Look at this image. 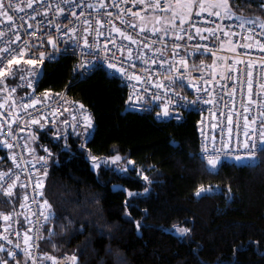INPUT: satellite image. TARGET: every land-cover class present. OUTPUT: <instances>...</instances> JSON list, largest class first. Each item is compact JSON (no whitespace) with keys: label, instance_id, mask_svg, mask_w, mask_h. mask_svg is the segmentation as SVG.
I'll return each mask as SVG.
<instances>
[{"label":"trees","instance_id":"1","mask_svg":"<svg viewBox=\"0 0 264 264\" xmlns=\"http://www.w3.org/2000/svg\"><path fill=\"white\" fill-rule=\"evenodd\" d=\"M235 3L244 14H261L253 0ZM74 61L70 54L46 61L39 90L66 89L93 111L96 126L87 137L83 129L79 138L69 135L71 148L64 150V129L53 136L58 122L42 129L30 125L37 133L34 147L41 154L43 145L52 155L43 177L42 197L52 205L46 212L61 213L59 222L47 220V227L60 233L53 237L59 247L41 244V251L76 252L81 264H117L118 256L124 257L122 264H264V163L222 160L218 168L208 167L198 152L197 112L186 111L180 120L166 122L150 112L127 110V93L117 79L98 68L74 80ZM23 92L17 91V100ZM116 154L122 160L109 162ZM92 156L97 157L95 168ZM129 159L135 160L133 167H125ZM0 163L4 169L13 166L5 146H0ZM201 184L213 189L197 195ZM22 202L20 185L10 198L0 194V216ZM66 220L72 223L61 232L59 224ZM81 225L83 231L73 232ZM178 225L191 229L190 235L180 239L173 232ZM0 259L13 262L4 252ZM17 259L23 264L22 256Z\"/></svg>","mask_w":264,"mask_h":264},{"label":"snow or ice","instance_id":"2","mask_svg":"<svg viewBox=\"0 0 264 264\" xmlns=\"http://www.w3.org/2000/svg\"><path fill=\"white\" fill-rule=\"evenodd\" d=\"M37 0H26V7L31 9L33 4L36 3ZM256 4V11L260 12V15H256L255 12H250L249 14H244L240 12L238 9L235 0H116L114 4L111 5L113 9H118L119 12L116 14V19L121 20L124 25L132 28L134 24H137L140 29L148 28L149 24L151 25V32L157 33L160 36L161 42L164 41V38L168 35H173L176 37L186 36L188 40L193 39L192 30L195 29V34L200 35L204 32L209 33L211 36H217L219 33L223 38L217 39L214 43L218 44L219 47L224 48L228 47L232 52L236 51V47L233 44V41L229 39L230 37L238 36L239 33L234 30V28H239L241 31L247 32V41L244 47L246 49H261L264 50V0H253ZM130 5H134L136 10H133V7ZM66 6V7H65ZM51 5L48 6L41 5V10L44 13L45 17L49 14V9ZM98 8V9H106L108 5L106 4V0H98V3L89 2L85 5V0H79L77 4L75 0H62V5H57L55 8V13L57 15L63 14L65 12H70L71 16H62V20H68L69 23L66 26L67 31L61 30V24L55 23V28L57 30V35L53 37L52 35H47V40L45 43L51 46L50 51H39L34 52L33 49L40 48L41 45V37L44 35L41 32V36H35L33 31L34 27L43 28L47 26L49 29L53 27L54 21L45 19L43 24L41 21L37 20L36 24L28 23L26 26L21 23L17 24L14 20L10 11L21 10V5L18 3H13V0H8V3H5V0H0V38L9 37V39L4 44V47L0 48V94L3 95V99L0 100V117H3V120H0V143H2L6 149L8 150V155L12 158L13 163L17 169L22 167L19 163V160L16 154L12 151V149L16 146L10 142L7 137H4L2 134V130L5 126H8L10 129L12 128L14 122L23 123L20 120V117L16 115V113L20 112L21 108L25 111L33 106L38 105L44 100H48L50 89H44L42 97H36L35 91L28 93L25 92L23 96L19 97V102H17L15 94L18 89L22 88L23 83L26 80L27 88H34V86H39L41 73L43 69L39 67L47 58L48 60H52L58 58V54H66L71 47L73 54L76 53V50H80L81 54V63L78 65L80 69L84 72H89L95 69L97 64H105L107 67L112 69H119V73L122 74L128 80L135 81H144L145 76L138 75L136 71H129L127 65L133 60H143L144 64L147 65L145 68V73L147 76V81L149 83H155L158 89L164 90V96L159 94H153L151 97V101L147 103H143L145 101V96L137 95L136 99L140 102L132 105L133 108H139L141 111L145 109L150 110L152 107L156 106L152 103V101H160L164 100L165 96L174 91L173 85L177 83H182L185 79H189L191 82L190 76L188 74V70L190 67L196 68V64L189 65L187 57L188 52H200L206 53L210 50L209 44L213 43V41L209 40L208 37L201 36L202 39L207 40L208 42L203 43L202 45H193L191 48H185L184 54H180L181 43H173L172 55L165 59L160 58L158 61L156 59H149L143 48L150 47L148 44H143L142 48L138 49V55L133 54V49L131 47H125L122 44L116 43V37L113 33H119L121 36L126 37L128 40H131L133 44H137L138 42L133 38L129 32L123 30L121 27H116L115 24L109 25V31L107 35H105L103 29V21L101 16L103 15L104 19L111 20L113 13L108 11H97L91 14L81 11L79 16L77 15V8ZM141 9L147 10L144 14L141 13ZM129 13L131 14L129 16ZM39 13L36 11H32L31 15L25 17L26 20H34ZM194 14L202 19L204 14H207L209 18V22L214 24V27L202 28L197 26V24L193 20ZM76 19L73 21L72 18ZM91 17V18H90ZM150 17V19H149ZM82 21V33L81 36L78 33L76 24ZM220 21V23H217ZM229 21H232V24H228ZM95 24V31L92 32V38L90 42V30L92 24ZM227 27L229 30L221 31L222 28ZM259 28L260 32L257 36L256 29ZM23 33V35H22ZM71 34V35H69ZM27 36L28 39H24L23 37ZM111 37V39H109ZM103 38V39H101ZM59 40L66 41L67 43L64 45L58 44ZM254 41V42H251ZM17 42H19L17 44ZM240 41H236V44H239ZM15 45V47H13ZM152 51L156 54L163 56L165 54V49L167 44L164 45L163 48L151 46ZM8 52V56H4L5 52ZM91 57L90 59L84 56V53ZM126 52V55H125ZM217 54L215 51H212V56L215 57ZM222 59L227 60L228 57H223ZM232 63L225 64L221 70V75L224 74L223 69H228V76H231V70L233 69V65H236L237 76L236 80L239 81L240 89H241V107L242 113L235 108H230L227 112V131L229 133V137L227 139L224 138L223 134L220 136V147L216 146V137H206L202 136V140L204 143L202 144V154L206 159V163L208 167L218 168L225 157L232 158L236 161L245 160L252 165L253 163L259 161L260 163H264V157L258 156V153H264V60L255 61L251 58H248L245 62H242L241 57L238 55H233L231 57ZM171 61V63H170ZM123 63L125 66L121 67L120 64ZM159 68L163 69L165 73V77L162 79L159 74L153 75L156 73V69L152 68L153 64H157ZM201 65H204V61H200ZM243 66L241 67V65ZM254 64H258L261 71L259 74L255 76L256 86H255V96L254 97ZM167 66V67H166ZM207 67V66H205ZM217 67L216 61H213L211 68V75L213 78L217 75L215 69ZM132 68H135V65H132ZM183 69V70H181ZM203 71V68L200 69ZM167 80L166 84L164 81ZM12 82H15L13 84ZM212 80H205V84H211ZM139 85L136 86L138 88ZM192 87L196 88V83H192ZM135 91V89H134ZM148 91H151L148 89ZM200 95H203L204 90L197 89ZM236 93V87L233 86L230 96H234ZM177 97L181 100H185V107L189 105H195L199 103V96L193 98L191 101H187V97L181 96L180 93H176ZM213 93L211 91L208 92L209 97H213ZM246 96V100L244 97ZM133 97L130 95L129 100ZM11 101L9 108L11 111L5 115V104ZM218 102V101H217ZM75 104L79 105V115L81 117V121L76 120L75 113L70 116L71 119V133L67 131L69 127V121L61 120V123L66 129L63 139L65 140V144L62 145L64 150H70L71 146L67 144V138L71 134H76L77 138H79V126L82 122L83 124V133L84 136L90 134V130L93 127L92 123V115L86 110L85 106L79 101H75ZM205 104L210 103V100L204 101ZM172 105L177 111L175 112L176 119L179 120L180 113L178 111L180 104L177 100L168 99L167 102L162 104V113H157V115H162L164 117H169L173 113L171 112L169 105ZM256 110V114H252L251 118H249L250 114L253 110ZM67 111V109H66ZM235 112V120L233 113ZM241 115L243 118V123L241 124ZM43 119V123L41 120ZM221 119H223V113L221 114ZM46 123H50L55 125L57 123L56 120V111L53 109L52 118L49 120L44 116L43 111H40L39 115L36 118L28 120L27 124L24 127H18L17 131L24 132L28 131L30 133V139H37V133L33 132L30 128V125L36 124L39 125V128H44ZM233 125H235V136H236V144L234 146L232 144V134L234 131ZM213 128L216 127V124L212 125ZM242 130V132H241ZM241 134L243 139L241 141ZM53 136H61L59 131L53 133ZM8 137H11V140H18L19 138L13 134L12 131H9ZM211 141V143L209 142ZM84 145L80 146L83 149ZM41 148L51 155L48 152V149L41 145ZM24 150L33 153L36 151L35 148L28 147L27 140L24 143ZM23 159V157H20ZM109 162H116L121 160V156L116 154L114 156H110L107 158ZM91 161L94 165L97 164V157L92 156ZM32 164L31 172L36 173L37 179L35 181V188L38 194L42 197L43 189V177L47 175L46 165L48 161L45 156L40 155L30 161ZM39 163L44 166V172H41L39 169L35 167V165ZM128 163H133L131 160ZM23 167H26L24 165ZM126 167V165H125ZM119 168V165H117ZM8 172H13L12 168L8 169ZM5 175L3 171H0V178ZM17 180L19 178V171L15 173ZM143 175V173H142ZM145 181H149V177L147 175L143 176ZM16 181L9 183L6 188L3 189V192L6 195V198H10L12 194V190L15 187ZM211 186L208 188L205 185L201 184L196 188V194L199 195L201 192L210 191ZM145 192L148 189L144 190ZM129 196L134 195L132 192L128 193ZM17 200H20L19 193L16 196ZM24 200H27L28 197L25 194L23 197ZM43 205L51 209L52 205L49 204L47 199H43ZM21 207H25L24 204H21ZM61 213L58 211H51L46 213L45 220L52 218L53 220L59 222ZM11 213L2 214V218L6 223L5 227L11 229L10 223ZM27 223V218L19 221V226L17 229V239H16V249H21L20 252L13 250H8L5 252V245L0 244V252H5L6 256L13 257V262H9L7 259H0V264H22L21 259H17V257L22 256L23 264H48V261H51V264H81L76 254H66L61 253V256L50 255L48 252H41V259H37L36 256L32 255L31 249L33 247H41V244L46 246L51 244L53 248H58L59 245L53 241L54 236H59L60 233L53 229H49L47 224L44 225L43 231L48 233V236L40 237L37 236L36 240L41 241V243L33 244L32 237L29 236L28 231L25 230L23 232V247L20 244V233L19 229L23 228ZM71 220H66L65 223L59 224V228L61 232H63L68 224H71ZM140 227V223H137V228ZM83 225L78 229H73V232L83 231ZM177 231L178 237L180 239H184L186 236H189L191 233V229L177 228L174 229ZM3 233H0V236H3ZM8 240V244L11 245L13 243L7 236L4 237ZM112 249L108 248V252H111ZM62 257V258H61ZM124 260L123 256L117 257V264H122Z\"/></svg>","mask_w":264,"mask_h":264},{"label":"built area","instance_id":"3","mask_svg":"<svg viewBox=\"0 0 264 264\" xmlns=\"http://www.w3.org/2000/svg\"><path fill=\"white\" fill-rule=\"evenodd\" d=\"M75 2L78 4L79 0H75ZM89 2L98 3V0H85V5H87ZM115 2H116V0H106V4L108 5V8H106V9L87 8V7H84L82 9L77 8L76 9L77 15L79 16L81 11L89 13V14H91L93 12H97V11L112 12L113 16H112L111 20L104 19L103 15L101 16L102 21H103L102 26H103L105 35H107V33L109 31V25L110 24H115L116 27H121V28H123V30L129 32V34L132 35L133 38L138 42L137 44H133L131 40H128L126 37L121 36L119 33H113V35L116 37V43L117 44H122L125 47V49L127 47H131L133 49L134 56L138 55V49L142 48V46H143L140 43L141 41L143 42V44H148L150 46L148 48H143L145 55L149 59H156L157 61L160 58L167 59L172 55L173 43H177V42L181 43L180 54L183 55L185 48H191L193 45H202L203 43L208 42L207 40L202 39L201 36L208 37L209 40L213 41V43L209 44L210 50L206 53H200V52H188L187 53L186 58L188 59L189 65L190 66L192 64L197 65L196 68L190 67L188 70V74L190 76L191 82H189V79H185L182 83H177L176 85H173L174 91L169 93L167 96H165L164 100L152 101V103L156 106L152 107L150 110H147V109L144 110V112H150L153 115V117L158 121H166L167 122V121H171V120H177L176 116H175V112L177 111V109H175L171 104L169 105V108H170L171 112L173 113L172 115H170L169 117L157 115V113H162V104L167 102V100L170 98L173 100H177V102L180 104L178 111L180 113L181 118L183 117L184 112H186V111L197 112L199 115V149H198V152L203 158H205L204 155L202 154V151H201L202 144L204 143V141L202 140V136H206V137L215 136L216 137V141H215L216 146L220 147V144H221L220 136H221V134H223L225 139H227L229 137V133L227 131V112H228V110L230 108H235L236 110H238L242 113L241 89H240L239 81L236 80V76L238 73L235 69L237 66L233 65V69L231 70V76L227 75V72L229 71L228 69H223L224 74L221 75V70H222L223 66L225 64L232 63L231 57L233 55L240 56L242 62H245V63H246V60L248 58H251L255 61L264 60V50L255 49V48L254 49H246L244 47V45L246 42H249L246 39L248 33L241 31L239 28H234V30L236 32H238L239 35L229 38L233 41V44L236 47L235 52H232L228 47L221 48V47H219L218 44L214 43L215 40L223 38L219 33L217 34V36H211L207 32H204L200 35H196L195 29H193L192 33H191L193 35L192 40H188L186 36H181V37H176V36L168 37L167 36L164 38V41L161 42L160 36L157 33L151 32V30H150L151 27L140 29L137 24H134L132 28H129L128 26L124 25L121 20H117L116 14L119 12V10L113 9L111 7V5L114 4ZM5 3L7 4L8 0H5ZM13 3H18L21 5V10L13 9L10 11V14L13 15L14 20L17 24L23 23L26 26L28 23H32L33 25H35L37 20L41 21L42 24H43V21L45 19L54 21L53 27L50 29L47 26H44L43 28L34 27L33 29H31V31H33L35 36H41V32L44 33V35L41 37V45L42 46L40 48L33 49L34 52H39V51L48 52V51H50L51 46L45 42L47 40V35H52L53 37H55L57 35L55 23H60L61 24V30L67 31L66 26L68 25L69 21L68 20H62L60 17H61V15L70 17L71 13L65 12V13L60 14V15H57L55 13L56 6L62 5V0H37V2L33 4L31 9L26 7V0H13ZM49 4L51 5V7L49 9V14L45 17L44 13L41 10V5L48 6ZM130 6L133 7L134 11L136 10L134 5H130ZM32 11H36L39 14L36 16V18L34 20H31V21L26 20L25 17L31 15ZM146 11L147 10H145V9H141L142 14H144ZM130 15L131 14L129 13V16ZM75 19H76L75 17L72 18L73 21ZM193 20L197 24V26L202 27V28L215 26L214 24L209 22V18L207 16V14H204V17L202 19L198 18L194 14ZM217 23H220V21H217ZM232 23H233L232 21L228 22V24H232ZM75 26L77 27L78 33L81 36H83L82 21L80 23L76 24ZM95 27L96 26L93 23L91 26L90 34H89L90 42H91V38H92V32L95 31ZM224 30H229V29L225 26L224 28L221 29V31H224ZM259 32H260V29L257 28L256 29L257 36L259 35ZM22 35H23V33H22ZM69 35H71V34H69ZM23 38L25 40L28 39L27 36H24ZM8 39H9V37L0 38V48L4 47V44L6 43V41ZM101 39H103V38H101ZM109 39H111V37H109ZM237 40L240 41L239 44H236ZM251 42H254V41H251ZM18 43L19 42H17V44ZM66 43L67 42L63 41V40L58 41V44H60V45H64ZM165 44H167V47L165 49V54L163 56L156 54L155 52L152 51L151 46L154 45L155 47L163 48ZM13 47H15V45H13ZM212 51L216 52L217 55L215 57L212 56ZM66 54H70V55H73L75 57V61H74V64L72 66V78L74 80L83 79L86 76L93 73L98 68L104 69L106 74L109 77H113V78L117 79L119 84L125 88L126 93H127L126 105H125L127 110L141 111L139 108H133L132 107V105L140 103L136 99L137 95L145 96L146 99L143 103H147V102L151 101V97L153 94H159L161 96L165 95L163 89H158L154 82L149 83L147 81V76L145 73V68L147 67V65L144 64L143 60L137 61V60L133 59L127 65L129 71L134 70V71H136V73L138 75L145 76L144 81H135V80L126 79L122 74L119 73L118 68L112 69V68L107 67L105 64H97L94 70L89 71V72H84L82 69H80L78 67V65L81 63L80 50L77 49L76 53L73 54L71 47H69V50ZM8 55H9V53L6 51L4 53V56H8ZM62 55L63 54H58V58H55L52 60H48L46 58L45 61L39 67H41L43 69V65L46 61H50V62L57 61ZM125 55H126V52H125ZM84 56L89 58V59L91 58L87 54V52L84 53ZM202 56H209L211 58H209L207 61L204 60V65H201L200 61L202 59L200 57H202ZM223 57H228V59L224 60V59H222ZM213 61H216V63H217V67L215 69L217 75L215 76V78H213L211 75V72H212L211 65H212ZM170 63H171V61H170ZM133 64L135 65L134 69L132 68ZM120 66L124 67L125 65L123 63H121ZM205 66H207V67H205ZM242 66H243V64L241 65V67ZM151 67L155 68L157 70L156 73H154L153 75L159 74L162 79L167 74V73H165V71L163 69L159 68L158 63L153 64ZM202 68H203V71L200 70ZM181 70H183V69H181ZM260 71H261V69H260L259 65L254 64V97L258 98V99L260 97L255 96V86H256L255 76L257 74H259ZM41 75H42V73H41ZM205 80H212V83L206 85ZM164 82L166 84L168 83L167 80H165ZM192 83H196L197 87L193 88ZM13 84H15V82ZM137 85H139L138 88H136ZM234 85L236 87V93L234 96H230L229 93L231 92ZM21 89L24 91L21 96H23L25 92L31 93L33 91H35L36 97H42L43 96V92L41 90H39V86L38 87L34 86V88H27L26 80L23 83ZM134 89H135V91H134ZM148 89H150L151 91H148ZM197 89L204 90L203 95H200V93L197 91ZM209 91H211L214 94L213 97L208 96ZM176 93H180L181 96L187 97V101H191V100H193V98L199 96V103L185 107L186 101L179 99V97H177ZM130 95L133 97L131 100H129ZM49 97L50 98L48 100H44L41 103H39L38 105L30 107L26 111L23 108H21L20 112L16 113V115H18L20 117V120L23 121V123L14 122L11 129L8 126H5L2 130L3 136L7 137L11 143L16 145L12 149V151L16 154V156L19 160V163L22 165V167L17 169L13 163V166L11 167L13 169V172L9 173L8 169H4L0 163V171H3L5 173V175L2 178H0V194H5L3 192V189L6 188L9 183L16 181L15 187L13 189H15L18 185L22 186L23 197L25 194L28 197L27 200L23 199L25 202V205L27 207V210H28L27 212L29 214L28 215L29 217H28L27 223L24 225V227L19 229L21 247H23V232L25 230H27L29 236L32 237L31 242L33 244H38L41 242V241H37L36 237L37 236L42 237V231H43L44 225L47 223V220H45V215L47 212H46V207L43 205V197H41V195L38 194V192L35 188V181L37 179L36 173L31 172L32 164L30 163V161L34 158L30 155L29 152L24 150V143H25L26 139L24 137L23 132L17 131V128L18 127H24L25 124H27L28 120L36 118L39 115L40 111H43L44 116L47 117L49 120H51L53 109H55V111H56L57 122H59L61 119H63L66 116L70 117L73 113H75L76 120L79 122V121H81V117L79 115V105L75 104L74 103L75 101H79L80 103H82L85 106L86 110L92 115L93 127L90 131H93L95 129V126H96L95 116H94L93 111L87 105H85L80 98H74L72 96H69L67 94L66 89L60 90V91L55 92V93H49ZM244 99L246 100V96L244 97ZM0 100H2V99H0ZM206 100H210V103L205 104L204 101H206ZM17 102H19V98H18ZM9 103H10V101H8L5 104V109H6L5 115H7L9 111H11V109L9 108ZM66 109H67V111H66ZM222 113H223V119H221ZM252 114H256L255 109L250 114L249 118H251ZM233 116H234V120H235V112L233 113ZM0 120H3V117H0ZM41 122L42 123L44 122L43 119L41 120ZM240 122H241V124L243 123L242 115H241ZM213 124H216L215 128L212 127ZM33 125H36V124H33ZM45 125H52V124L46 123ZM83 127L84 126L81 122L80 126H79V130H82ZM233 128H234V131L232 134V144L234 146L238 147V145L236 144L235 125H233ZM9 131H12L13 134L16 135L19 139L18 140H11V137H8ZM241 132H242V130H241ZM242 139H243V136L241 134V141H242ZM209 142L211 143V141H209ZM0 146H4V145L2 143H0ZM28 147H29V145H28ZM48 152L51 153L49 150H48ZM40 155L45 156L46 160L48 161V163L46 165L47 171L50 170L52 155H49L45 151L43 153H41ZM20 157H23V159H20ZM223 160H234V159L229 158V157H225V158H223ZM242 161H245V160H241V162ZM24 165H26V167H23ZM35 167L37 169H39L41 172H44V166H42L41 164L37 163L35 165ZM17 171H19L18 180H17V177L15 175V173ZM40 191L42 192V189ZM9 213H11V217H10L11 229H9V228H7V230L3 229L5 227L2 225L6 222L3 220L2 216H0V222L4 221L3 224L0 225V233L4 234L3 236H0V244L5 245V251L15 249V251L20 252L21 249H16V239H17V229L19 226V221L23 220V217H22L20 210L17 207L13 208ZM7 223H9V222H7ZM5 236H7L10 240L13 241V243L11 245L8 244V240H6L4 238ZM31 252H32V255L36 256L38 260L41 259L40 253L42 251H41L40 247L39 248L33 247L31 249ZM64 253H66V254H73L74 253L77 255L76 252H64ZM57 256H61V254H57ZM78 259H79V256H78Z\"/></svg>","mask_w":264,"mask_h":264},{"label":"crops","instance_id":"4","mask_svg":"<svg viewBox=\"0 0 264 264\" xmlns=\"http://www.w3.org/2000/svg\"><path fill=\"white\" fill-rule=\"evenodd\" d=\"M61 120H67V121H69V127H68V129H67V131L69 130V129H71V119H70V117H64L63 119H61ZM60 120V121H61ZM59 121V122H60ZM57 123V127H56V131H62L63 129H64V131H66V129L64 128V126L61 124V123ZM26 133H25V135L26 134H28L29 132L26 130L25 131ZM35 141H36V139H35ZM32 148H35L36 149V147H32ZM40 155V153H39V150H37L36 149V151L35 152H33V154H32V157L33 158H36V157H38ZM133 162V161H132ZM134 163V162H133ZM21 204H24L25 205V203L24 202H22ZM21 204H20V206H19V210H20V212H21V214H22V217H23V220L25 219V217L27 218V220H28V210H27V207H26V205H25V207H21ZM3 222L4 221H1L0 222V225L1 224H3ZM7 223V222H6ZM6 223H4L2 226H4L5 227V225H6ZM4 230H7V227H5V228H3Z\"/></svg>","mask_w":264,"mask_h":264},{"label":"rangeland","instance_id":"5","mask_svg":"<svg viewBox=\"0 0 264 264\" xmlns=\"http://www.w3.org/2000/svg\"><path fill=\"white\" fill-rule=\"evenodd\" d=\"M149 19H150V17H149ZM149 27H151V25L149 24ZM173 35H168V37H172ZM31 129H32V131L33 132H36V128L35 127H31ZM30 137V133H28V134H26V139L29 141V143H31V145H32V147L35 145L36 146V141L35 140H32V139H30L29 138ZM122 160V159H121ZM120 160V161H121ZM130 160V159H129ZM128 160V161H129ZM132 161V160H131ZM125 165H126V167H133V165H134V163H125ZM93 167L95 168L96 167V165H94L93 164ZM120 187H122V185H120V184H114V188H120ZM213 188L211 187V190H212ZM210 190V191H211ZM205 192H207V191H205ZM205 192H201L200 194H202V193H205ZM185 226H182V225H178V226H176L174 229H177V228H184ZM173 229V232L176 234V235H178L177 234V231H175ZM6 252V251H5ZM4 252V253H5ZM7 257H9L10 259H13V257H10V256H7Z\"/></svg>","mask_w":264,"mask_h":264},{"label":"water","instance_id":"6","mask_svg":"<svg viewBox=\"0 0 264 264\" xmlns=\"http://www.w3.org/2000/svg\"><path fill=\"white\" fill-rule=\"evenodd\" d=\"M24 132H25V131H24ZM24 132H23V133H24Z\"/></svg>","mask_w":264,"mask_h":264}]
</instances>
